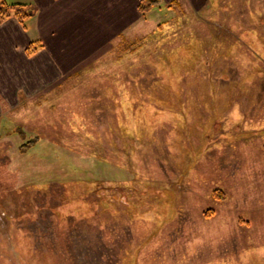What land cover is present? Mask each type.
I'll use <instances>...</instances> for the list:
<instances>
[{
    "label": "rangeland",
    "instance_id": "rangeland-1",
    "mask_svg": "<svg viewBox=\"0 0 264 264\" xmlns=\"http://www.w3.org/2000/svg\"><path fill=\"white\" fill-rule=\"evenodd\" d=\"M160 6L1 101L0 264H264V0Z\"/></svg>",
    "mask_w": 264,
    "mask_h": 264
},
{
    "label": "crops",
    "instance_id": "crops-1",
    "mask_svg": "<svg viewBox=\"0 0 264 264\" xmlns=\"http://www.w3.org/2000/svg\"><path fill=\"white\" fill-rule=\"evenodd\" d=\"M162 1L169 7L176 0ZM181 1L196 11L206 0ZM9 2L30 3L37 10L26 26L15 18L0 24V118L3 107L16 108L26 97L54 91L74 76L88 71L86 69L119 44L120 36L147 15L139 10L140 0ZM33 41L42 42L44 46L29 55L26 48ZM1 101L5 103L3 107ZM2 128L0 139L6 135L9 138L6 128Z\"/></svg>",
    "mask_w": 264,
    "mask_h": 264
},
{
    "label": "trees",
    "instance_id": "trees-1",
    "mask_svg": "<svg viewBox=\"0 0 264 264\" xmlns=\"http://www.w3.org/2000/svg\"><path fill=\"white\" fill-rule=\"evenodd\" d=\"M161 4L162 0H140L139 10L141 13L145 14L147 11ZM36 10L37 8L33 4L9 3L7 0H0V24L9 18H15L23 26H26L27 20L35 14ZM43 46L42 42L33 41L27 46L26 51L29 55H33L39 49L43 48Z\"/></svg>",
    "mask_w": 264,
    "mask_h": 264
}]
</instances>
